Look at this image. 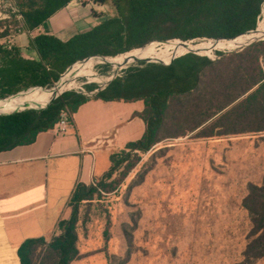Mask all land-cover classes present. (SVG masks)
Segmentation results:
<instances>
[{"label": "trees", "instance_id": "1", "mask_svg": "<svg viewBox=\"0 0 264 264\" xmlns=\"http://www.w3.org/2000/svg\"><path fill=\"white\" fill-rule=\"evenodd\" d=\"M72 1L12 0L17 10L12 17L20 20L14 22L13 29L1 30L0 39L21 32L32 33ZM95 3L110 5L114 14L99 16L97 26L68 41L52 35L30 36L28 50L34 57L13 44H0V100L32 88L51 89L73 66H83L75 69L82 72L90 66L84 65L96 57L117 58L132 51H144L154 42L228 40L225 41L228 43L214 42L233 49L257 30L264 0H95ZM173 44L178 43L166 45ZM142 53L132 52L125 59ZM176 55L182 56L171 62L173 56L169 57L165 61L169 64L139 61L93 97L66 91L55 99L48 98L37 109L1 115L0 152L33 144L39 134L55 127L62 113L72 124L79 108L91 99L144 103L139 114L146 126L144 135L128 143L125 150L111 155V168L104 179L127 161L128 169L133 168L139 161V153H147L169 138L194 132L199 139L264 132V40L239 52L219 53L217 59L189 51ZM85 89L93 92L99 88L89 84ZM39 91L42 90L30 93ZM238 108V113L230 116ZM132 157L134 162L130 161ZM102 187L101 181L89 186L78 184L69 203L71 216L58 225L60 234L49 242L44 238L24 241L18 249L20 264H71L79 259V206L95 200ZM245 207L253 225L251 236L255 238L240 264H253L264 257V179L261 186H249Z\"/></svg>", "mask_w": 264, "mask_h": 264}, {"label": "rangeland", "instance_id": "2", "mask_svg": "<svg viewBox=\"0 0 264 264\" xmlns=\"http://www.w3.org/2000/svg\"><path fill=\"white\" fill-rule=\"evenodd\" d=\"M12 14H17L12 0H0V31L13 29L14 22L20 20ZM263 17L264 6L260 19ZM260 30H264V21ZM250 38L246 37L242 45ZM174 41L146 46L147 52L137 60L125 58L146 49L117 58H96V63L81 73L73 66L61 78L62 84L73 80L72 84L60 86L59 90L93 97L139 61L169 58L185 48L180 44L166 45ZM207 41L210 40L188 43L202 47ZM197 51L212 53L200 55L217 59L219 53L239 52L240 48ZM92 72L93 76L87 75ZM89 84L99 89L88 92L85 86ZM44 100L46 97L37 92L18 94L0 100V114L13 112L27 101L39 106ZM239 109L230 112V116ZM138 155L133 168L128 169L127 161L110 177L99 179L96 183L101 181L104 186L100 195L79 206L77 230L81 236L94 240L89 248H96L97 237L102 236L109 264L242 263L245 250L255 238L251 236L253 225L245 199L250 185L263 184L264 132L208 139L195 138L194 132L163 140L151 151ZM80 245L86 247L82 240ZM253 264H264V257Z\"/></svg>", "mask_w": 264, "mask_h": 264}, {"label": "crops", "instance_id": "3", "mask_svg": "<svg viewBox=\"0 0 264 264\" xmlns=\"http://www.w3.org/2000/svg\"><path fill=\"white\" fill-rule=\"evenodd\" d=\"M113 14L110 5L73 0L37 30L0 39V44H13L34 57L28 50L30 36L52 35L68 41L97 26L99 16ZM143 110L142 101L91 99L63 132L52 129L39 134L33 144L0 152V264H20L18 249L28 239L49 242L60 234L58 225L71 216L69 203L77 185H94L110 170L111 155L142 138L146 126L139 114ZM77 234L81 257L71 264H109L102 236L90 249L91 236L85 238L78 230ZM81 240L86 247H81Z\"/></svg>", "mask_w": 264, "mask_h": 264}, {"label": "bare ground", "instance_id": "4", "mask_svg": "<svg viewBox=\"0 0 264 264\" xmlns=\"http://www.w3.org/2000/svg\"><path fill=\"white\" fill-rule=\"evenodd\" d=\"M264 21V17H263V19L261 20L260 19V21H259V23H258V25H257V30L254 32V33H252L251 35H249L251 38L249 39V41L248 42H246V43H244V45H242V43H240V44H236V46H235V48H233V49H229V48H227L226 46H223V45H220V44H218V43H216V42H214V41H207L206 43H204V45L202 46V47H197V46H194L192 43H186V44H183V43H180L179 41H174V42H171V43H178V44H173V45H183V47H185L182 51H179V52H176V53H174V54H172L171 56H174V55H176L177 53H181V52H184V51H195V52H197L198 53V51L197 50H194V49H206V48H210V49H215V48H217V49H221V50H226V51H231V50H235V49H238V48H240V47H243V46H245L246 44H248V43H250V42H252V41H254V40H257V39H260V38H262V37H264V30H260V23H262ZM244 41V40H243ZM242 41V42H243ZM217 42H223V43H228V42H225V41H217ZM168 47H172V45H168ZM147 50L148 49H146L145 50V52H143L141 55H143V54H145L146 52H147ZM199 54H205V53H199ZM140 55V56H141ZM140 56H130V57H128L127 59L128 60H137V59H139V57ZM168 59V58H167ZM166 61V60H165ZM165 61H163V62H165ZM96 62L93 60L92 62H90L89 63V65H94ZM79 67H82V66H78V67H76V69L77 68H79ZM83 72V71H82ZM81 73V72H80ZM87 75H94V73L92 72V73H88ZM69 82V83H68ZM72 82H73V80L72 81H67L66 80V82L65 83H63L62 85H61V87H63V85H71L72 84ZM63 89V88H62ZM65 90V89H64ZM63 90H60L58 93H60V92H62ZM39 95H43V96H45L46 97V100L48 99V98H51V97H53V96H55V94L52 92V90H42V91H39V92H37ZM34 96H36V94H34V95H30L29 97H34ZM29 101V100H28ZM28 101H27V103H28ZM45 101V100H44ZM43 101V102H44ZM40 106V105H39ZM4 114V113H3Z\"/></svg>", "mask_w": 264, "mask_h": 264}, {"label": "water", "instance_id": "5", "mask_svg": "<svg viewBox=\"0 0 264 264\" xmlns=\"http://www.w3.org/2000/svg\"><path fill=\"white\" fill-rule=\"evenodd\" d=\"M263 40H264V39H263ZM176 41H179L180 43H183V44H186V43H187V42H183V41H180V40H176ZM212 41H228V40H212ZM257 41H259V40H258V39H257V40H254V41H252V42L246 44L245 46L240 47V51L243 50L244 48L250 46V45L253 44L254 42H257ZM144 48H145V47H144ZM189 52H192V53H195V54L200 55L199 53H197V52H195V51H189ZM180 56H182V55H180ZM180 56L174 55V56L169 60V62H171L172 60H174L175 58L180 57ZM96 58L107 59V58H112V57H96ZM141 61H146V62H148V63H149V62H154V63H164V64H169V63H165V62H163V61H161V60H158V59H152V60H141ZM112 80H113V79H112ZM112 80H110V81L106 84V86H107ZM61 84H62V82H61V79H60V81H59L58 83H56V84L54 85L53 88L49 89V90H52V92L55 94V96H54L52 99H55V98H57L59 95H61L62 93H64V91L58 93V92L60 91L59 89H60ZM106 86H105V87H106ZM105 87H104V88H105ZM104 88H102V89H104ZM36 89L43 90V89H41V88H32V89H29V90H27V91H25V92H21V93H19V94H22V93H27V94H29L30 92H32V91H34V90H36ZM44 90H47V89H44ZM99 90H101V89H99ZM99 90H97V92H98ZM52 99H51L49 102H51ZM38 107H39V106H32V105L29 104V103H24V104H22L21 106H19V108H18L17 110H15V111H13V112H16V111H23V110H26V109H37ZM13 112H10V113H13ZM10 113L0 114V116H1V115H6V114H10Z\"/></svg>", "mask_w": 264, "mask_h": 264}, {"label": "built area", "instance_id": "6", "mask_svg": "<svg viewBox=\"0 0 264 264\" xmlns=\"http://www.w3.org/2000/svg\"><path fill=\"white\" fill-rule=\"evenodd\" d=\"M88 2L90 5L93 4L92 1H88ZM68 125H69V123H68L67 115L65 113H62L59 122L55 125V127L53 129H55V131H57V133H61L67 128Z\"/></svg>", "mask_w": 264, "mask_h": 264}]
</instances>
